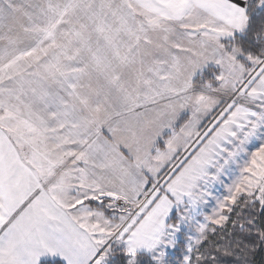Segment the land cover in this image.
Returning <instances> with one entry per match:
<instances>
[{
  "label": "snow or ice",
  "instance_id": "6c2138e0",
  "mask_svg": "<svg viewBox=\"0 0 264 264\" xmlns=\"http://www.w3.org/2000/svg\"><path fill=\"white\" fill-rule=\"evenodd\" d=\"M0 264H264V0H0Z\"/></svg>",
  "mask_w": 264,
  "mask_h": 264
}]
</instances>
